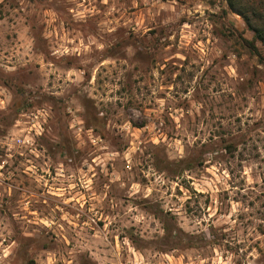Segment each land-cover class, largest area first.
Wrapping results in <instances>:
<instances>
[{"label": "rangeland", "instance_id": "rangeland-1", "mask_svg": "<svg viewBox=\"0 0 264 264\" xmlns=\"http://www.w3.org/2000/svg\"><path fill=\"white\" fill-rule=\"evenodd\" d=\"M0 264H264V46L226 0H0Z\"/></svg>", "mask_w": 264, "mask_h": 264}, {"label": "trees", "instance_id": "trees-1", "mask_svg": "<svg viewBox=\"0 0 264 264\" xmlns=\"http://www.w3.org/2000/svg\"><path fill=\"white\" fill-rule=\"evenodd\" d=\"M229 10L240 16L247 28L253 32L254 41L260 42L264 46V6L262 2L255 0H226ZM244 45L253 54H257V49L253 41L243 39Z\"/></svg>", "mask_w": 264, "mask_h": 264}, {"label": "built area", "instance_id": "built-area-1", "mask_svg": "<svg viewBox=\"0 0 264 264\" xmlns=\"http://www.w3.org/2000/svg\"><path fill=\"white\" fill-rule=\"evenodd\" d=\"M25 117H27L29 120H27L26 122L23 123H29V128H27V136L26 139L22 142H32L33 137L35 135L40 134V132L43 130V125L46 122V119L48 117V113L45 109H38L36 111L33 112H29L28 114L24 113L22 114ZM22 121L21 120H17L16 124L20 125ZM17 142H21L20 139L17 140Z\"/></svg>", "mask_w": 264, "mask_h": 264}]
</instances>
